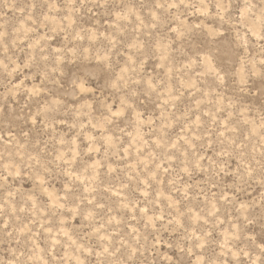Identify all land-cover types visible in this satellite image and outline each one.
<instances>
[{
    "label": "rangeland",
    "instance_id": "374dc122",
    "mask_svg": "<svg viewBox=\"0 0 264 264\" xmlns=\"http://www.w3.org/2000/svg\"><path fill=\"white\" fill-rule=\"evenodd\" d=\"M0 264H264V0H0Z\"/></svg>",
    "mask_w": 264,
    "mask_h": 264
}]
</instances>
